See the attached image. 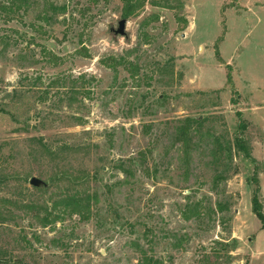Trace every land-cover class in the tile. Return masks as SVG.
I'll return each instance as SVG.
<instances>
[{"label": "rangeland", "instance_id": "obj_1", "mask_svg": "<svg viewBox=\"0 0 264 264\" xmlns=\"http://www.w3.org/2000/svg\"><path fill=\"white\" fill-rule=\"evenodd\" d=\"M254 196L264 0H0V264H264Z\"/></svg>", "mask_w": 264, "mask_h": 264}, {"label": "trees", "instance_id": "obj_2", "mask_svg": "<svg viewBox=\"0 0 264 264\" xmlns=\"http://www.w3.org/2000/svg\"><path fill=\"white\" fill-rule=\"evenodd\" d=\"M13 1V0H10ZM130 0H128L129 2ZM130 4H127V6L129 7ZM13 6V4H10V7ZM133 14V11L131 12L126 10L124 12V18L125 17H129L130 15ZM217 55V54H216ZM226 83L229 86H232V79L230 75L226 76ZM88 198H76L75 196L72 197H68L62 200L61 206L64 207L63 208V212H66V208H68V213L70 215H78V216H82L83 214H85V205L87 204ZM251 204H252V213L253 215L256 217V219L259 221L261 227L264 229V216L261 213V209L260 206L255 198V196L252 198L251 200ZM87 219L86 217H82Z\"/></svg>", "mask_w": 264, "mask_h": 264}, {"label": "water", "instance_id": "obj_3", "mask_svg": "<svg viewBox=\"0 0 264 264\" xmlns=\"http://www.w3.org/2000/svg\"><path fill=\"white\" fill-rule=\"evenodd\" d=\"M125 26H126V21L123 19L117 23L116 28H111L109 32L112 33L114 36L127 38V34L125 32ZM29 185L33 188H44V189L48 188V183H44L43 181L35 177H32L29 180Z\"/></svg>", "mask_w": 264, "mask_h": 264}]
</instances>
